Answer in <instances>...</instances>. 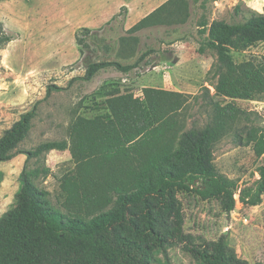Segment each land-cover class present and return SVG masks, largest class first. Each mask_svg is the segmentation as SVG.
Here are the masks:
<instances>
[{"label": "trees", "instance_id": "trees-1", "mask_svg": "<svg viewBox=\"0 0 264 264\" xmlns=\"http://www.w3.org/2000/svg\"><path fill=\"white\" fill-rule=\"evenodd\" d=\"M181 3L169 0L131 30L163 22L168 8ZM176 13L170 16L184 22ZM200 32L207 36L205 44L218 53L212 66L219 77L217 95L254 99L264 93V63L236 64L231 53L264 40V12L251 11L247 19L234 23L204 20ZM17 38L0 22L2 47ZM99 41L96 30L84 28L78 34L82 54L83 46L90 48ZM149 52L129 64L88 60L83 78L91 81L111 67L130 73ZM53 88L61 87L49 86L47 96ZM190 97L153 87H146L143 97L116 89L107 95L105 112L92 118L79 116L71 123L70 140H46L29 150L19 145L33 128L40 100L21 113L0 136V162L19 153L27 155L17 202L0 217V264H143L144 258L148 262L157 248L183 232L179 193L202 200L216 198L228 214L237 201L260 204L264 164L257 169L259 176L243 187L215 164V149L223 136L233 132L242 139L236 126L242 116L247 117L246 111L231 102H216L212 121L187 129L182 112ZM246 138L262 157L264 125L249 128ZM68 149L75 167L61 179L64 201L59 208L49 198L50 191L39 185L51 175V168L28 162L39 161L52 150ZM191 252L199 264H250L228 245L225 236L194 246Z\"/></svg>", "mask_w": 264, "mask_h": 264}, {"label": "rangeland", "instance_id": "rangeland-1", "mask_svg": "<svg viewBox=\"0 0 264 264\" xmlns=\"http://www.w3.org/2000/svg\"><path fill=\"white\" fill-rule=\"evenodd\" d=\"M168 1L0 0V22L18 37L4 47L0 45V102L9 95L19 104L17 115L11 114L7 124L40 100L33 128L19 148L33 149L46 140H70L71 123L79 116L92 118L105 112L109 92L120 89L143 97L144 89L153 87L191 95L182 112L187 129L212 121L216 102H231L245 110L247 117L242 116L236 126L242 139L233 132L223 136L215 149V164L242 187L254 181L259 176L258 167L264 164V155H256L246 136L252 126L264 125V93L254 99L217 95L219 77L212 66L218 53L205 44L207 36L200 29L204 20L234 23L247 19L251 11L264 12V0H178L182 3L170 6L163 22L131 30ZM175 12L185 21L170 16ZM84 28L96 30L100 41L90 48L83 46L82 54L78 34ZM148 51L150 54L130 73L111 67L91 81L83 78L88 60L129 64ZM231 53L236 64L252 61L261 66L264 40ZM55 85L61 88H53L47 96L48 87ZM3 109L5 106H0V119ZM26 162L24 153L0 162V217L17 202L20 174ZM28 165L51 168V175L39 185L49 190L53 204L62 208L61 179L75 167L70 149L52 150L39 161L29 160ZM178 198L184 214L183 232L157 248L148 262L144 258L143 264H199L191 249L222 236L239 257L250 264H264V195L255 206L237 201L230 214L224 212L216 198L202 200L189 193H179Z\"/></svg>", "mask_w": 264, "mask_h": 264}, {"label": "crops", "instance_id": "crops-1", "mask_svg": "<svg viewBox=\"0 0 264 264\" xmlns=\"http://www.w3.org/2000/svg\"><path fill=\"white\" fill-rule=\"evenodd\" d=\"M8 92V91H7ZM7 92L3 91L4 94H7ZM3 96V95H2ZM16 98V97H15ZM2 102H0V106H5L6 110L3 109V117L0 119V136L3 134L4 130L9 128L15 121H17L20 117H16V119L13 121L12 124H7L6 119L11 117L14 115H17V108H19V104L17 102L16 99H12L11 96H6L5 99L1 100ZM22 113V112H20ZM21 115V114H20ZM20 187H21V183H20ZM20 187L18 188V191L20 190Z\"/></svg>", "mask_w": 264, "mask_h": 264}]
</instances>
